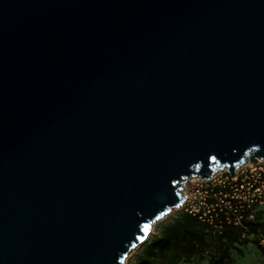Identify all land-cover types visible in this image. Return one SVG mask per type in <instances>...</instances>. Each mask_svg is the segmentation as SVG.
<instances>
[{
  "label": "water",
  "instance_id": "water-1",
  "mask_svg": "<svg viewBox=\"0 0 264 264\" xmlns=\"http://www.w3.org/2000/svg\"><path fill=\"white\" fill-rule=\"evenodd\" d=\"M259 159L264 0H0V264H125Z\"/></svg>",
  "mask_w": 264,
  "mask_h": 264
},
{
  "label": "built area",
  "instance_id": "built-area-1",
  "mask_svg": "<svg viewBox=\"0 0 264 264\" xmlns=\"http://www.w3.org/2000/svg\"><path fill=\"white\" fill-rule=\"evenodd\" d=\"M183 192L187 196L183 209L215 230L225 224L245 227L255 209L264 206V161L244 163L235 176L224 170L209 179L193 177Z\"/></svg>",
  "mask_w": 264,
  "mask_h": 264
},
{
  "label": "trees",
  "instance_id": "trees-1",
  "mask_svg": "<svg viewBox=\"0 0 264 264\" xmlns=\"http://www.w3.org/2000/svg\"><path fill=\"white\" fill-rule=\"evenodd\" d=\"M262 232H264V221H260L258 216L245 221V227L225 224L221 231H217L184 210L163 228L161 234L146 246L132 264H178L177 260L181 254L188 260L195 255L204 259L207 251L212 254L209 264H232L233 257L230 250L235 248L242 253L237 246L250 243L249 234L259 237ZM243 233H246L245 237ZM212 238L215 239L214 244ZM260 241L253 243L264 258V244Z\"/></svg>",
  "mask_w": 264,
  "mask_h": 264
},
{
  "label": "rangeland",
  "instance_id": "rangeland-1",
  "mask_svg": "<svg viewBox=\"0 0 264 264\" xmlns=\"http://www.w3.org/2000/svg\"><path fill=\"white\" fill-rule=\"evenodd\" d=\"M184 211L183 207L180 208H176L173 209L170 214L165 217L164 219L157 221L153 228L152 231L149 235V237L147 238V240L140 244L139 246H137L128 256L126 263L125 264H132L137 260V257L143 253L144 249L146 248V246L150 243H152V241L161 234L163 228L165 226H167L168 224H170L173 219L181 212ZM258 216L260 221H264V206L263 207H259L255 210L254 213V217ZM251 239V242L248 244H244V245H238V249L242 250V253H239L238 250H236L235 248H232L230 250L231 255L233 257V262L232 264H264V258L261 254V251L259 250V248L256 246V244H254L253 242L256 243V241H260L261 244H264L262 242V238L264 237V232H262L260 234V238L257 237L255 234H249L248 235ZM213 241L212 243L214 244L215 239L212 238ZM205 258L204 259H200L199 255H195L193 256L190 260L187 259V257L183 254H181L177 260L178 264H209V258L211 252L207 251L205 252Z\"/></svg>",
  "mask_w": 264,
  "mask_h": 264
}]
</instances>
